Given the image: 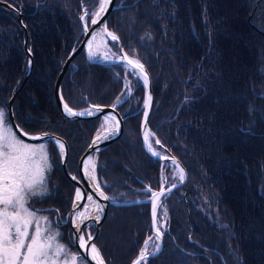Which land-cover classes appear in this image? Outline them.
Segmentation results:
<instances>
[{"label":"trees","instance_id":"obj_1","mask_svg":"<svg viewBox=\"0 0 264 264\" xmlns=\"http://www.w3.org/2000/svg\"><path fill=\"white\" fill-rule=\"evenodd\" d=\"M59 1L12 3L23 25L0 6V82L10 80L13 94L17 79L23 80L28 35L34 67L17 95L28 106L23 130L62 137L68 171L75 173L100 119L69 120L56 105V79L82 31L79 9H72L79 2ZM57 5L58 21L51 11ZM107 25L149 71V128L189 175L184 187L163 199V248L146 264H264V0H118ZM121 77L113 63H91L80 53L62 94L76 110L117 105L124 131L100 153L99 176L113 200H143L151 195L147 188L159 190L162 166L144 153L141 140L144 86L137 80L122 102ZM3 89L1 83V97ZM48 142L55 169L71 184ZM151 221L150 203L111 206L95 240L107 264H131L152 236Z\"/></svg>","mask_w":264,"mask_h":264},{"label":"snow or ice","instance_id":"obj_2","mask_svg":"<svg viewBox=\"0 0 264 264\" xmlns=\"http://www.w3.org/2000/svg\"><path fill=\"white\" fill-rule=\"evenodd\" d=\"M109 0H103L100 4L99 12L94 16H99L107 7ZM87 15V13H85ZM97 20L92 19V23L95 24ZM105 31L107 32V26L105 25ZM107 35L111 37L113 41L118 40V37L111 32H107ZM95 36L93 40H95ZM92 43H88L89 56L95 57L96 53L92 50ZM111 57L105 54L104 59L108 60ZM122 60L126 61L127 65L131 67V74L142 75L144 84L148 83V76L145 72L143 64L139 60L130 59L127 53H124ZM126 87H130L126 85ZM62 98V97H61ZM151 100V97H148ZM117 103H121L117 98ZM116 107V105H113ZM64 109L69 116H86L92 115L93 112L86 110L83 112H74L67 104H64ZM100 111V109H97ZM109 117H105V121ZM118 128V121H115V117H111ZM147 120V113H145V121ZM17 128L19 126L17 125ZM23 132V130L21 129ZM28 136V133H23ZM112 134L111 129H106V134L101 137L97 135L96 140L107 139ZM47 135V134H44ZM150 133L146 131L144 133V140L148 141ZM151 135H154L152 133ZM42 136H31L30 139H42ZM54 144L58 146V150L61 155L64 154L65 145L62 141L53 137ZM96 141H93L95 144ZM156 144H160V140H155ZM149 151L153 152V155L159 156V152H155L152 149V144L148 145ZM167 159V157H165ZM91 158H89V161ZM48 164V152L45 144L30 145L19 139L16 133L12 130L11 126L7 123L6 113L3 109H0V264H58L62 255H67L65 245L60 244L57 240L59 233H54L50 229V224L47 217L36 218L35 212L30 211L26 207V196L28 194L37 195L34 190L37 185L43 184V175ZM88 164H85V174L93 181H96L95 188L100 196L104 199H108L104 195V192L100 189V183L96 180L95 165H92V173L87 172ZM181 181L184 179L183 169H179L178 172ZM148 191L151 192V189ZM156 200L164 195L163 190L160 192L151 193ZM77 199L82 198V194L77 190ZM88 201H92V195L87 196ZM95 210L97 213L103 211V208L99 204H95ZM85 212L77 214V220L80 221L77 224L79 231L81 225L85 228L88 225L84 224L86 219L90 217ZM157 213L156 201H153L152 215L155 222ZM165 216L167 215L165 210ZM100 215L95 216V220H99ZM41 221L44 222V227L41 226ZM162 233L159 228L156 229V239H160ZM77 242L85 252L91 256V259L96 264H104L103 259L99 256V250L95 244H90L91 234L88 233V240H85L83 234L77 236ZM150 236L148 240H152ZM155 251H159V245H155ZM149 253L147 250V241L145 242V249L140 252L139 257L134 264H146V260ZM77 255L71 256V264H77ZM80 259L87 261L88 256H82ZM61 264H69L65 259Z\"/></svg>","mask_w":264,"mask_h":264},{"label":"water","instance_id":"obj_3","mask_svg":"<svg viewBox=\"0 0 264 264\" xmlns=\"http://www.w3.org/2000/svg\"><path fill=\"white\" fill-rule=\"evenodd\" d=\"M103 2V0H102ZM101 2V3H102ZM115 3L116 0H109V3L107 5V7L105 8V10L100 13V15L97 17L95 16V19L97 20V22L95 24L92 23V20L90 21V24L87 25L86 23H84L83 21V16L85 14L82 15L81 17V22L83 25V32H84V38L83 40L80 42V44L73 48L69 54V56L67 57L62 70L60 72V74L58 75L56 82H55V87H54V93H55V97H56V101H57V106L61 112V114L69 120H90V119H96L99 117L105 118L107 117H115V121H118V128L116 127V129L114 130V132L112 134H110L108 136L107 139H100V140H96L97 135L96 134L94 136V138L91 140L89 147L87 148V150L85 151V153L83 154L80 163H79V174H80V180L75 177L74 175H72L68 169H67V158L69 155V148L67 143L65 142V140L55 134L52 133H40V134H35V135H31L28 134V136H25L22 132L20 128H17V123L15 121L14 118V113H13V102H14V98L16 96V94L24 87V85L26 84L27 80L29 79L32 71H33V66H34V59L31 56L29 58V69L28 72L22 82V84L20 85V87L18 88V90L16 91V93L13 95L12 99L10 100V120L12 123L13 128L15 129V131L22 137L24 138L26 141H32V142H39V141H45V140H53V137L55 139H58L60 141H62L65 145V151L64 154L61 155L62 157V166H63V170L65 172V175L68 177V179L74 183L77 186V189L80 191V193L82 194V198L81 199H77V196L73 202V206L71 209V223L73 225V229H74V235H73V242L75 247L77 248V250L79 251V253L82 256L87 255L88 259L87 261L90 264H96V262L94 260L91 259V256L85 252V249H82L79 246V243L77 242V236L83 234L85 237V240H88V233L91 234L90 232V227H92L93 225L96 226V232L94 234H91V240L89 241L90 244H95L94 240L96 239V237L98 236L101 227H102V222L105 218L106 213L108 212V206L110 205H115V206H131V205H136V204H140V203H150L151 204V225L153 228V237L156 233V229L158 228V201L156 200L155 197L152 196V194L147 198V199H139V200H131V201H123V202H119V201H114V200H110L108 199H104L102 196H100L95 188V181L93 180H89L88 176H86L85 174V161L87 158H93L94 155L97 158L99 153L106 149L107 147H109L117 138H119L124 130V118L121 116V114L119 113V111L117 110V105L116 107L113 106H102V105H92L90 106L91 111L93 112L92 115H86V116H69L65 109H64V104L68 103L65 101L63 94H62V81L66 75L67 70L69 69L70 65L72 64L74 58L81 52H84L88 54L89 56V50L88 49V43H91V41L93 40V37L96 35V33L102 29V31L106 34L107 38L109 40H112L110 36L107 35V32H111L113 33L115 36H117L113 31H111L108 26H107V18L109 16V14L111 13V11L114 9L115 7ZM99 12V11H98ZM94 18V17H93ZM105 25L107 26V32L105 31ZM116 42H118L120 50H119V57L117 58H110L108 60H103V61H98V60H93V58H91V62L92 63H99V64H104L107 62H112V63H122V64H126V61L122 60V56L124 53H127L121 46H120V41L119 38L118 40H116ZM31 54V53H30ZM128 57L130 59H134V60H138L136 58H133L131 56ZM141 64H143L141 61H139ZM125 65V66H126ZM128 66V65H127ZM145 72L147 73L148 76V83L144 84L143 82V77L142 75H137L141 80H142V84L144 86L145 89V98H144V103H143V117H142V122H141V139H142V143H143V147L145 148L146 153L153 159L155 160H159L161 162H169V163H173L175 165H177L180 169H183V175H184V179L183 181H180L178 184H173L171 186L168 187H161L160 190H155L152 192H160L163 190L164 195H167L169 193H171L173 190H175L176 188L181 187L187 179V171L185 169V167L183 166V164L174 156L172 155L167 148H165L161 143L160 144H156L159 148H161L164 152H161L159 150H156L155 152H161L163 154H160L159 156L157 155H153L152 151H149L148 149V143L147 141L144 140V133L146 131L150 132V128L148 125V121L150 118V114H151V110H152V106H153V90H152V81H151V76L149 74V71L147 70L146 66L143 64ZM130 69L131 67L128 66ZM151 97V100H148V97ZM62 97V98H61ZM69 108H71L74 112H83V110H76L72 107H70L68 105ZM97 109H100V111H97ZM145 113H147V120L145 121ZM115 123V122H114ZM47 134V135H44ZM101 135V134H99ZM31 136H42V139H30ZM93 141H96L95 144L93 143ZM54 142V141H53ZM165 157H167V159H165ZM101 189V188H100ZM102 190V189H101ZM149 188L146 189V191H148ZM103 191V190H102ZM104 192V191H103ZM150 192V191H148ZM88 195H92L93 200L91 201V206L89 205V201L87 200V196ZM105 196H107L106 193H104ZM163 196V195H162ZM161 196V197H162ZM108 197V196H107ZM160 197V198H161ZM156 201L157 204V213H156V217H155V222L153 219V215H152V207H153V201ZM95 204H99L102 206L103 211L100 212V219L97 221L95 220V216L98 214L95 210ZM82 207V209H80ZM86 211V215H88L90 218L86 219L84 221V224L88 225V227L86 228V233L84 232L85 227L83 225H81L79 231L77 229V224L80 223V221L77 220V214L78 212H85ZM167 222L163 221L162 225H166ZM161 232V231H160ZM163 235L164 233H162V236L160 237V239H158V245H159V251H154V252H148L149 255L147 257V260L156 256L163 248ZM87 237V238H86ZM152 237V236H151ZM148 243V240H146ZM145 246V244H144ZM97 248V246H96ZM98 249V248H97ZM99 250V249H98ZM143 250V249H142ZM141 250V251H142ZM140 251V252H141ZM140 255V253H139ZM139 255L135 258V260L131 263L134 264V262L137 260V258L139 257ZM99 256L103 259L104 264H107V262L105 261L104 257L102 256L100 250H99Z\"/></svg>","mask_w":264,"mask_h":264},{"label":"flooded vegetation","instance_id":"obj_4","mask_svg":"<svg viewBox=\"0 0 264 264\" xmlns=\"http://www.w3.org/2000/svg\"><path fill=\"white\" fill-rule=\"evenodd\" d=\"M3 1H6L8 3H13L12 2L13 0H3ZM60 1H63V0H60ZM60 1H59V3H60ZM77 1L80 4L79 8H77L75 6V4L73 3L72 9L74 11L79 9V12H80L79 15H78L79 23H80V16L82 14L88 13L89 15L87 16V18H88L87 21L90 24L91 18L94 15V12H95V9H96V8H94L95 1L98 2L99 0H77ZM117 2H118V0H116L115 6L117 5ZM14 4H16V3H14ZM38 7H39V4L37 5V9H38ZM1 8H3V7L1 6ZM58 10H59L58 5L56 7L51 8L52 12H54V13L57 12L58 13L54 17V19L57 20V21L60 20L61 16H62V11H60V10L58 11ZM63 14H66V12H64V10H63ZM107 20H108V18H107ZM82 40H83V35H80V37L77 38V40L75 41V45H74L73 48L77 47ZM119 41H120V46L124 49L120 39H119ZM2 46H3V44H2ZM119 50H120V47H119L118 42L113 41V40H109L108 43H107V48L104 49V52H105V54L109 55L112 58H117V57H119ZM116 52H118V53H116ZM4 53L6 55H8V53H10V49L5 50ZM81 53H83L86 56L85 51L81 52ZM100 53L102 54V51H100ZM101 54L97 53L95 55V57H91V58H93V60H101V59L98 58V57L102 56ZM86 58H87V56H86ZM107 63H112V62H107ZM107 63H104V64L106 65ZM97 64H99V63H97ZM113 64H114L115 69L119 73V75L123 76V77H121L122 78V84H123L121 92L123 94L126 92V90H127L126 82L128 84L132 85V87H131L132 91H133V89H137L135 87V85L137 84V80H139V79L136 77V75L131 74V70L127 69L125 67V65L122 64V63H113ZM71 65H70V67H71ZM26 74H27V71H26ZM26 74H25V76H26ZM25 76L23 77V80H24ZM21 79L22 78H18L17 79L18 81L19 80L20 81L19 82L17 81L18 85L16 86V89L13 92V94H12V90H11V81L10 80L4 81V82H0V84L2 83L3 87H4V89H3L4 96L3 97H1L2 91L0 90V109H3L5 111L6 118H7V123L10 126H11V120H10V107H9V104H10V100L12 99L13 95L16 93V91L18 90V88L20 87V85L23 82V80H21ZM27 82H28V80H27ZM27 82H26V84H27ZM25 85H24V87H25ZM24 87L16 94V96L14 98V102H13L14 118H15L16 123L19 125L20 129H23V127L25 126L24 122L27 123L26 111L23 113L22 109H21V111H19V114H18V108H17L18 105L21 104V103L26 104L25 99H22V97L20 98L19 101H17V95L23 91ZM125 99H126V97H125ZM130 104L134 105V103H129V105ZM127 109H129V107L126 106L125 109H124V112L130 113V111H129L130 109L129 110H127ZM99 118H101V117H99ZM100 124H101V120H100ZM43 133H51V132H43ZM119 138H117V139H119ZM155 140L156 139H154V142H155ZM46 145H48V144H46ZM51 149L52 148H50V150ZM155 149L157 150L156 147H155ZM67 160H68V158H67ZM56 169H55V167L54 168L51 167L50 170L48 169L46 171V174L44 175L45 178L43 179V184L37 185L36 188L34 189L36 191L37 195L28 194L26 196V207H28L30 211H34L35 212V216H36L37 219H39L40 217H47L48 218V222L50 224L51 231L54 232V233H59V235L57 237L58 242L60 244L65 245L66 249L67 248L70 249L71 251L70 250L69 251L72 252V255H73V254H75V249L77 250V248L75 247L74 242H73L74 229H73V225L71 223V209H72V205H73V203H72L73 202V198H72V202L69 204V201H70V199H69L70 195L69 194L72 191L73 196H74L76 186L72 182H71V184H67L66 181H65L66 179L60 177L59 173H58V169L57 170ZM62 169H63V166H62ZM63 172H64V170H63ZM64 174H65V172H64ZM72 174H74L75 176H76V174H79V167H78V171L75 172V173L72 172ZM77 177L80 178L79 175H77ZM159 178H160V182H161V180H167V182L165 184L167 187L171 186L173 184L175 185V184L179 183L178 180H174L172 178L171 173H169V172H167L165 170H161V174H160ZM188 178H189V175H188V172H187L186 182L179 188H182V187H184L186 185V183L188 181ZM67 180H69V179H67ZM160 187H162V186H160ZM179 188H176L175 190H177ZM68 204H69V210L66 211V209H65L66 207L65 206H67ZM162 204H164V203L162 202ZM162 204H161V206H162ZM159 220L162 223V221L165 220V219L163 218V216H160ZM41 226L44 227V222L43 221H41ZM160 227H161V225H159V222H158V228H160ZM151 229H152V234H153L152 225H151ZM84 232L86 233V228L84 229ZM90 232L93 233V234L96 232V226L95 225L90 227ZM95 240H94V242H95ZM77 255L78 256L79 255L82 256L79 253V251H78ZM65 259H67L69 264H71V256L68 253H67L66 256L62 255L60 257V260L58 261V264H61V262L63 260H65ZM84 264H87V263L84 261Z\"/></svg>","mask_w":264,"mask_h":264},{"label":"rangeland","instance_id":"obj_5","mask_svg":"<svg viewBox=\"0 0 264 264\" xmlns=\"http://www.w3.org/2000/svg\"><path fill=\"white\" fill-rule=\"evenodd\" d=\"M0 1H3V0H0ZM31 1V0H30ZM6 2V1H5ZM11 2V1H10ZM13 3H16L17 5L18 4H25L26 2H28V0H13L12 1ZM100 2H102V0H99V3ZM11 6H13L12 5V3H9ZM45 5V4H44ZM100 6V5H99ZM5 7V6H4ZM41 7V6H40ZM6 9H9L8 7H5ZM43 9V8H42ZM98 9V8H97ZM96 10V9H95ZM96 12V11H95ZM18 15V14H17ZM89 14L87 13V15H84L83 16V21H84V23H88V21H87V16H88ZM82 16V15H81ZM18 21H19V23H21V21L19 20V17H18ZM87 25H89V23L87 24ZM99 39V36H97V38L95 39V42H97V40ZM100 42H103V45L102 44H99V42L96 44V43H93V45H95V50H93L96 54L98 53V54H101L100 53V51H102V57L103 56H105V52H104V49L105 48H107V43H108V41H109V39L107 38V36L105 37V40H104V38H101L100 40H99ZM34 59V58H33ZM126 65V64H125ZM34 67V66H33ZM127 69H129V70H131L127 65L125 66ZM150 74V73H149ZM136 77L138 78V76L136 75ZM140 81H141V83H142V80L140 79V78H138ZM126 85H129L127 82H126ZM131 87H132V85H130V87H127V90H126V92L123 94V96L121 97V99L120 100H122V102L124 101V98L126 97V98H130V96L132 95V89H131ZM135 87H136V85H135ZM154 98V97H153ZM56 105H57V103H56ZM58 107V106H57ZM141 107L143 108V103H142V105H141ZM18 111H21V109H22V112L24 113L25 111H28V106L26 105V104H23V103H21V104H19L18 105ZM59 109V108H58ZM83 111H86V110H90L91 111V109H90V106H89V108L87 107V108H85V109H82ZM151 112H152V110H151ZM151 115V114H150ZM97 119H100L101 120V124L99 125V128H98V131L96 132V134H98V132H99V134H101V137H103L105 134H106V129H111V131H112V133L114 132V121L109 117V119L107 120V122L105 121V118H97ZM91 120V119H90ZM108 123H109V125H108ZM148 125H149V121H148ZM19 126V125H18ZM11 127H12V130L16 133V135H17V137L19 138V139H21V140H23L25 143H27V144H30V145H39V144H48V145H46V147H47V152H48V164L50 165V167L49 168H47L46 169V171L49 169L50 170V168L51 167H55V164H56V158L55 157H52V152H51V150H50V144H49V140H45V141H39V142H32V141H26L24 138H22L16 131H15V129L13 128V126H12V123H11ZM20 128V127H19ZM23 130V129H22ZM24 131V130H23ZM25 132V131H24ZM27 133V132H26ZM150 135H149V139H148V141H147V143L149 144V143H151L152 144V149H153V151H156V149H155V144H154V139H156V136H155V134L154 135H151L153 132L151 131V129H150ZM29 134V133H28ZM38 134H40V133H38ZM95 134V135H96ZM32 135V134H31ZM33 135H35V134H33ZM142 140V139H141ZM90 145V144H89ZM54 146H55V148H56V150H57V153H58V156H59V158H61V165H62V157H61V154H60V152H59V150H58V146H56L55 144H54ZM89 147V146H88ZM87 147V148H88ZM144 148V147H143ZM107 149V148H106ZM106 149H104V150H106ZM87 150V149H86ZM104 150H102V151H104ZM160 150V149H159ZM101 151V152H102ZM100 152V153H101ZM85 153V152H84ZM83 153V154H84ZM100 153H99V155H98V157L96 158L95 157V155H94V157H93V159L94 160H96L95 161V176H96V180L97 181H99V183H100V188L104 191V193H106L107 191L104 189V187L103 186H108L107 184H106V182H104L103 181V179L99 176V156H100ZM144 153L148 156V157H150L147 153H146V151H145V148H144ZM160 154H163V153H161V152H159ZM171 153V152H170ZM172 154V153H171ZM173 155V154H172ZM83 156V155H82ZM82 156H81V158H82ZM81 158H80V160H81ZM80 160H79V163H80ZM160 163H161V170H165V171H167V172H169V173H171V175H172V178L174 179V180H178L179 182L181 181L180 180V178H179V175H178V172H179V167L177 166V165H175V164H173V163H169V162H161V161H159ZM79 165V164H78ZM79 167V166H78ZM78 167H77V171H78ZM46 171L44 172V175L46 174ZM76 171V172H77ZM89 173H92V170L89 172ZM72 174V173H71ZM44 175H43V179L45 178L44 177ZM72 175H74V174H72ZM77 175H79L80 176V174H76V176L75 177H77ZM66 176V175H65ZM67 177V176H66ZM78 178V177H77ZM67 179H68V177H67ZM79 180H80V178H78ZM96 182V181H95ZM166 182H167V180H161V186H162V188L164 187H167L165 184H166ZM76 186V185H75ZM161 188V187H160ZM160 188H159V190H160ZM77 186H76V189H75V193H74V196H73V202H74V200H75V198H76V193H77ZM152 191H155V190H152ZM174 191V190H173ZM107 194V193H106ZM168 195V194H167ZM167 195H163L161 198H159V201H158V222H159V225H161V227L159 228V230L161 231V233H164L163 231H164V229H165V226L166 225H162V223H161V221L159 220V217H160V213L162 212V215L165 217V219H166V216H165V210H166V208L163 206V204H162V202H163V199H164V197H166ZM107 196H108V198L110 199V200H113L111 197H109V195L107 194ZM114 201H119V202H123V201H120V200H114ZM129 201H131V200H129ZM72 202V203H73ZM89 203V205L91 206V201H89L88 202ZM161 204H162V206H161ZM73 206V205H72ZM111 206H115V205H110V206H108V212H109V210H110V207ZM80 209H82V207L80 208ZM160 210V211H159ZM108 212L106 213V215H105V218H104V220L106 219V217H107V215H108ZM79 213V212H78ZM99 214V213H98ZM100 215V214H99ZM164 221V220H163ZM162 221V222H163ZM91 234H93V233H91ZM87 238V237H86ZM152 240H148V243H147V250H148V252H154L155 251V245H157L158 244V240L156 239V233H155V235H154V237H153V234H152ZM142 249L144 250L145 249V246L143 245L142 246ZM141 249V250H142ZM70 249H66V252L70 255V256H72V252H70L69 251ZM76 250V249H75ZM77 250L75 251V255H77ZM77 257H78V259H77V264H84V261L82 260V259H80V257L77 255ZM147 261L148 260H146V263H147ZM142 264H144V262H142Z\"/></svg>","mask_w":264,"mask_h":264},{"label":"bare ground","instance_id":"obj_6","mask_svg":"<svg viewBox=\"0 0 264 264\" xmlns=\"http://www.w3.org/2000/svg\"><path fill=\"white\" fill-rule=\"evenodd\" d=\"M101 4V2L97 5V8H96V12H94V14L95 13H97L98 11H99V9H100V5ZM0 6H5V7H8L9 9H11L13 12H15L16 14H18V17H19V20L21 21V24L23 25V20H22V13L20 12V10L19 9H17L15 6H11L8 2H5V1H0ZM83 15V14H82ZM81 17L82 16H80V23H81V26H82V31H81V35H83V38H84V32H83V25H82V22H81ZM93 17L95 18V16L93 15L92 16V18H91V20L93 19ZM24 28H25V26H24ZM97 36H99V39L97 40V42H95V40H92L91 41V43H92V45H93V43H98L99 42V44H102L103 45V42H100L99 40L101 39V38H104V40H105V37H106V34L102 31V29L101 30H99L97 33H96V35H95V37L97 38ZM95 38V39H96ZM95 44V45H96ZM95 45H93V49L92 50H95L94 48H95ZM24 48H25V51H26V53L28 54V57L30 58L31 56L33 57V54H32V52H31V50H30V48L28 47V35L26 36V38H25V42H24ZM88 50V49H87ZM31 53V54H30ZM86 56H87V60L89 61V62H91V58H90V56H88V54L86 53ZM99 59H101V60H98V61H103L104 60V57H102V56H100V57H98ZM112 58V57H111ZM92 63V62H91ZM28 69H29V62H28V68H27V72H28ZM55 87V86H54ZM54 96H55V93H54ZM125 99V98H124ZM55 100H56V97H55ZM56 103H57V101H56ZM108 125H109V123H108ZM116 129V125H115V123H114V130ZM103 139V138H102ZM51 141H53L52 139H50ZM95 161L96 160H94L92 157H91V160L89 161V158H87L86 159V161H85V164L87 163L88 164V168H87V172L89 173L91 170H92V165L95 163ZM95 165V164H94ZM86 176H88V175H86ZM88 178H89V176H88ZM89 180H91L90 178H89ZM93 204V203H92Z\"/></svg>","mask_w":264,"mask_h":264}]
</instances>
